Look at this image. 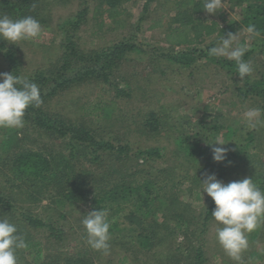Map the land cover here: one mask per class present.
Listing matches in <instances>:
<instances>
[{
	"label": "rangeland",
	"instance_id": "rangeland-1",
	"mask_svg": "<svg viewBox=\"0 0 264 264\" xmlns=\"http://www.w3.org/2000/svg\"><path fill=\"white\" fill-rule=\"evenodd\" d=\"M93 1L95 0H90V5ZM184 1L126 0L124 6L127 12L122 20L117 22L105 20L99 27V21L91 19L89 14L87 21L81 25L74 36L80 49L86 52L89 49H101L117 43L124 36L135 35V41L140 50L127 53L123 64L111 77L110 83L88 81L77 84L73 82L66 89L46 99L40 107L48 115L60 116L73 124H82L94 129L98 139L108 141L115 147L126 145L128 151L125 159L119 161L117 153L109 149L101 153L96 163L91 165V162L87 165L89 170L86 173L90 177L89 185L91 186L87 187L83 193V200L80 196L73 201L66 200L59 192L54 191L57 187L53 183L47 187H40L42 183L40 186L35 184L19 186L20 182L15 179V175L6 167L0 166V196L12 198V202L17 205V211H14L11 216L13 221L11 219L10 221L17 222L19 209L28 210L45 221H53L54 226L61 227L64 238L55 242L56 240L49 236V231L44 226L21 231L20 234L30 239V242L35 239L40 241L43 253L37 257L38 253L35 251L37 246L28 255L26 254L27 258L17 253L18 264H26L25 262L40 264L43 256L63 263L66 257L78 259L84 255H87L85 263L117 264L121 256L119 254L123 253L127 255L124 264H187L181 256H178L176 260H169L166 255V241H161L150 251H136L133 248L125 250L124 245L120 243L113 245L111 240L114 239H112L114 234L109 241L110 252L105 255L101 251L93 250L87 244V234L82 224V220L93 210L90 201H86L87 197L92 196L93 190L109 188L117 180L122 182L123 178H128L130 181L140 180L141 177H153L161 183L164 179L167 181L168 175L164 173L161 176L162 172H158L160 168L179 165L178 171L189 169L180 155V147H177L176 141L180 142L184 134L193 139L198 132L202 134L204 126L213 117L226 123L239 125L244 131H252L246 126L244 113L248 109L257 108L261 100L254 94L242 96L244 80L240 81L238 74L216 63L214 59H209V56H212L210 54L207 57H200L189 66L179 65L166 58L167 52L183 50V45L170 47L165 42L164 29L170 20L169 17L174 14L177 7H180L179 2L184 4ZM46 5L47 24H41L42 33L38 39L20 41L19 45L3 39L17 50L24 76L50 67L56 62L61 53L59 47L61 33L57 24L61 18L74 13L79 8L80 0H47ZM242 8L243 5L231 7L224 0V9L216 14L206 13L201 6L199 15L203 18L216 19L224 26L230 20L237 18ZM219 14H222L224 19L222 17L220 19ZM161 16L163 20L159 25L153 28L148 27L153 19ZM235 33L239 41L243 39L248 49L254 46L255 37L249 39L245 29H236L233 34ZM212 37H204V41L198 47L203 49ZM218 43L219 41L215 43V46ZM245 61L250 62L254 69L249 78H258L263 74L264 54L262 52L254 51ZM0 73H8V64L1 53ZM73 73V70L67 71L69 76H73ZM116 88H124L127 93L116 95ZM149 112L156 114L155 130H149L145 125L154 118L148 115ZM180 122L186 123L183 125ZM208 133L206 130L205 134ZM11 134L15 138L10 146L12 150L31 149L40 151L47 157L51 154L54 164L57 163L60 153L68 152L59 138L46 135L26 119L23 128H0V143ZM147 147H157L161 156H153L150 159L135 157L137 149ZM255 152L258 153L254 160L264 162V136L259 138L258 149ZM12 155L8 152L9 161ZM4 157L5 153L0 149V158ZM110 161H113L112 168L104 170L107 169ZM97 164H100V168H97ZM119 168L123 171L113 170ZM100 177H105L106 180L101 181ZM174 178L178 180L177 173ZM69 185L72 186L73 183ZM38 187L43 191H35ZM30 191H33L30 195L36 198V201H27L26 196ZM185 194L181 196V199L190 201ZM206 204L207 202L203 200H193V212L198 216ZM7 213L3 207H0V219L8 218ZM131 224L121 220V226L128 228ZM217 227V222L211 217L207 230L203 234L205 261L202 264H236L218 243ZM17 228L21 229V227ZM24 228L22 226V229ZM126 234L128 233L125 230L123 234L115 235L122 236L124 240L122 242H133ZM180 241H182L181 235L175 242L179 244ZM248 242V249L242 253V264H264V224L248 235ZM27 250L26 248L24 251Z\"/></svg>",
	"mask_w": 264,
	"mask_h": 264
},
{
	"label": "trees",
	"instance_id": "trees-1",
	"mask_svg": "<svg viewBox=\"0 0 264 264\" xmlns=\"http://www.w3.org/2000/svg\"><path fill=\"white\" fill-rule=\"evenodd\" d=\"M46 1L0 0V15H8L13 19L32 16L40 24H47ZM125 1L95 0L90 5V0H80L79 8L74 13L61 18L57 24L61 33L59 44L61 53L56 62L50 67L36 70L27 76L22 73L20 58L15 47L0 39V53L8 64V73L27 77L35 82L40 89L43 102L57 92L66 89L73 82L77 84L88 81L110 83L111 77L123 64L127 53L140 50L135 41L136 36H124L117 43L101 49H89L86 52L80 49L74 36L81 25L87 21L89 14L91 19L99 21V27L105 20L114 22L122 20L127 12L124 6ZM182 1L180 0V2ZM180 2V7L175 9L165 26L164 40L170 47L183 45V50L167 52L166 58L169 60L182 66H189L200 57H207L210 48L215 46L222 35L227 36L228 33H233L236 29H246L250 24L255 25L258 34L254 36V46L247 50L243 59L246 60L256 50L264 54V0H225L231 7L243 5V8L239 11L237 18L230 20L224 26L216 19L203 18L199 15L204 0H185L184 4H180ZM219 16L220 19L221 17L224 19L222 14ZM162 20L163 16L153 19L148 27H156ZM209 36L213 37L203 48L204 50L199 48L198 45L204 41V37ZM239 43L245 45L243 39ZM209 59H214L216 63L237 74L234 61L215 56H209ZM70 70H73V76L67 74V71ZM243 83L242 96L247 97L249 94H254L260 98L261 101L257 108L261 110L260 119H264V72L258 78L245 77ZM115 92L116 95H121L126 91L124 88H116ZM148 115L154 118L146 122L145 125L149 130H155L156 114L149 112ZM24 119L30 121L46 135L59 138L68 152L67 154L60 153L57 163L54 164L51 154L47 157L36 150H12L10 146L15 140L13 134L4 138L0 143V149L5 153V157L0 158V166L6 167L15 175V179L20 182L19 186L27 184L40 186L42 183L40 187H47L53 183L57 187L56 190L53 188L54 191L59 192L66 200L73 201L79 196L83 200V193L87 187L91 186L89 185L90 177L86 173L89 170L87 165L91 162V165L96 163L101 153L109 149L111 152L117 153L119 161H123L127 155L128 147L126 145L115 147L108 141L98 139L94 129L82 124H73L60 116L48 115L40 106H29ZM180 123L184 125L186 122ZM204 128V132L202 134L198 132L194 139L184 134L180 142L176 141L177 147H180V155L186 161L189 169L178 171L179 165L160 168L158 172H162L161 176L164 173L168 175L167 181L164 179L161 183L153 177H141L140 180L130 181L128 178H123L122 182L117 180L109 188L93 190L95 192L92 191V196L86 198V201H90L93 210H108L110 234H114L112 237L114 239L111 240L113 245L120 243L124 245L125 250L133 248L136 251H150L161 241H166V255L169 260H176L178 256H181L187 264H202L205 261L203 234L207 230V224L212 217L211 213L214 208L212 199L206 193L202 192L201 194V181L204 179L205 170L214 172L217 178L225 183L251 177L253 182L264 191V162L260 163L254 160L258 153L255 152L258 149V140L264 136V128L258 127L252 131H244L241 126L220 121L217 117L208 121ZM206 130L209 132L208 134H205ZM220 135V139L227 142L222 146L230 149L227 154L228 160L231 161L230 165L215 163L212 160L211 147L207 143L219 138ZM8 152L13 154L10 161ZM153 156H161L157 147H147L135 151L136 158L150 159ZM112 166L113 161H110L107 164V169L104 170L111 169ZM97 168H100V164H97ZM121 169L113 170L123 171ZM176 173L179 176L178 180L174 178ZM108 174L110 175V173ZM99 180L104 181L106 178L100 177ZM70 183L73 185L70 186ZM66 185L69 186L66 187ZM40 187L35 191H43ZM31 193L33 191L27 193V201H36V198L31 197ZM184 193L190 201L181 199ZM12 200L8 196H0V207L8 212L7 219L9 220H12V214L17 211V205ZM193 200L207 202L204 210L198 213V216L193 212ZM18 215L19 218H16L17 224H15L17 227H21L18 229L19 233L29 228L35 229L44 226L49 231V236L56 240L55 242L64 239L62 228L54 226L53 221H45L28 210L19 209ZM61 216L65 215L61 214ZM121 220L132 224L126 228L121 226ZM22 226L25 228L22 229ZM125 230L128 233L126 236L133 242H122L123 237L115 235L123 234ZM180 235L182 241L177 244L175 241ZM24 238L28 250L25 252L26 248L21 249L17 253L27 258L28 253L37 246L35 251L39 257L40 253H43L41 242L36 239L30 242V239ZM119 255L121 256H119L117 264H124L127 255L124 253ZM86 256L78 259L66 257L63 263L43 256L40 264H92L91 262L85 263Z\"/></svg>",
	"mask_w": 264,
	"mask_h": 264
},
{
	"label": "clouds",
	"instance_id": "clouds-1",
	"mask_svg": "<svg viewBox=\"0 0 264 264\" xmlns=\"http://www.w3.org/2000/svg\"><path fill=\"white\" fill-rule=\"evenodd\" d=\"M202 8L214 15L224 9V0H204ZM245 32L249 39L258 34L252 24L246 27ZM41 33L40 22L32 16L13 19L0 15V39L19 45L20 41L38 39ZM247 50L246 45L239 43L237 33L230 32L220 37L209 54L234 61L236 73L242 81L254 71L251 63L243 59ZM42 103L40 89L35 82L13 73H0V128H23L26 109L39 107ZM260 117V109H248L244 113L246 126L249 129L264 127V119ZM226 143L220 138L207 143L211 147L213 162L231 164L227 157L230 149L222 146ZM203 176L201 194L206 193L214 202L211 215L218 224L216 239L227 256L236 264H242V253L249 247L248 235L264 224V191L251 177L224 183L214 172L205 170ZM108 215L107 209H94L82 220L87 244L105 255L110 252L111 239ZM27 247L17 225L7 218L0 219V264H18L17 251Z\"/></svg>",
	"mask_w": 264,
	"mask_h": 264
}]
</instances>
